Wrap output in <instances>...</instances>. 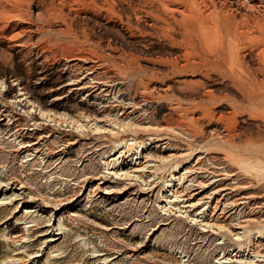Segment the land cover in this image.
<instances>
[{"label": "rangeland", "instance_id": "1", "mask_svg": "<svg viewBox=\"0 0 264 264\" xmlns=\"http://www.w3.org/2000/svg\"><path fill=\"white\" fill-rule=\"evenodd\" d=\"M125 2L138 11L139 0ZM70 24L112 40L113 51L0 29V264H264V168L242 167L214 123L200 120L194 93L212 86L223 97L221 81L203 87L200 69L152 79L165 69L157 61L171 52L168 41L130 36L112 21ZM21 93L44 110L133 126L118 137L111 123L98 132L93 122L77 129L43 119ZM239 123L236 144L260 137L256 119ZM126 143L132 150L108 168ZM260 146L252 149L264 150V133ZM155 147L168 161L150 157Z\"/></svg>", "mask_w": 264, "mask_h": 264}, {"label": "bare ground", "instance_id": "2", "mask_svg": "<svg viewBox=\"0 0 264 264\" xmlns=\"http://www.w3.org/2000/svg\"><path fill=\"white\" fill-rule=\"evenodd\" d=\"M44 2L43 5L42 2L37 4L31 0H0V29L2 32L15 30L17 33L11 39L21 38L27 41H32L33 34L37 33L39 43L46 32L52 33L50 42L53 45H61L70 50H74L73 45L69 44L73 38V43L80 41L81 50L87 53H102L104 56L106 51H113L112 40L105 45L102 38L95 35L96 33L85 31L83 28L82 32L74 31L70 23L89 20L101 26L112 21L118 23L130 36L138 33L143 38L168 41L171 52L157 61L160 68L165 69L154 71L152 79H156L158 75L179 76L187 70L196 72L200 69L206 73L201 75L205 80L202 86L220 80L219 85L226 88L223 97H217L216 89L212 86L194 93L195 98L200 100L198 104L201 105L199 108L203 112L200 120L208 119L209 123H214L216 127L214 135L226 139L225 143L230 144V150L238 156L234 160L242 167L264 168L262 160L264 150L252 149L255 145L260 146L264 133L261 131L264 130V0H139L138 11L125 0H44ZM80 3L84 7L81 8ZM34 20L38 24L34 25ZM52 24L59 28L57 32L45 31L44 26L51 27ZM27 25L34 26V30L28 31ZM175 49L179 51L175 53ZM76 52L80 50L77 49ZM142 71L151 74L148 69ZM75 82L66 86H76ZM138 85L145 84L142 80ZM145 88V91L149 92V87ZM82 89L84 87L79 90ZM19 98L26 103L29 111L39 113L43 119L57 123L70 121L69 124H73L77 129L88 128L90 122H93L94 130L107 132V127L99 126V123H111L108 133L120 137V131L125 134L126 129L133 126L121 123L118 117L114 121H100L97 117L86 114L74 118L65 113L44 110L37 106L27 93H21ZM244 116L258 121L256 128L260 137H252L245 140V143L236 144L242 134L238 128L239 120ZM133 141L136 145L139 144L138 141ZM127 145L126 143L120 155H114L116 157L107 163L108 168L113 162L123 161L132 150ZM156 149L153 148V151ZM163 154L164 151L157 150L150 157L163 163L167 160ZM240 156H247V159L240 161ZM120 169H114L116 171L114 173L122 171ZM131 169L141 172L144 168ZM195 205L192 204L194 207ZM240 235L239 233L235 236L241 238ZM233 256L222 259H225V262H232Z\"/></svg>", "mask_w": 264, "mask_h": 264}]
</instances>
